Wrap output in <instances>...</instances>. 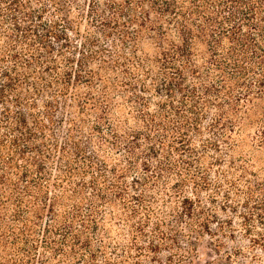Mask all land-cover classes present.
<instances>
[{
    "label": "trees",
    "instance_id": "trees-1",
    "mask_svg": "<svg viewBox=\"0 0 264 264\" xmlns=\"http://www.w3.org/2000/svg\"><path fill=\"white\" fill-rule=\"evenodd\" d=\"M205 238L264 264V0H0V264Z\"/></svg>",
    "mask_w": 264,
    "mask_h": 264
},
{
    "label": "rangeland",
    "instance_id": "rangeland-1",
    "mask_svg": "<svg viewBox=\"0 0 264 264\" xmlns=\"http://www.w3.org/2000/svg\"><path fill=\"white\" fill-rule=\"evenodd\" d=\"M226 244L223 248L222 252L229 248H235L237 245H243L247 244L246 239L244 238H235L234 240L227 239L225 240ZM210 239L205 238V240L200 245V263L201 264H207V263H213V264H243V259H239L240 261L233 262V260L226 259L225 256H219L216 252L212 250V246L209 244ZM221 252V253H222ZM223 255V254H222Z\"/></svg>",
    "mask_w": 264,
    "mask_h": 264
}]
</instances>
